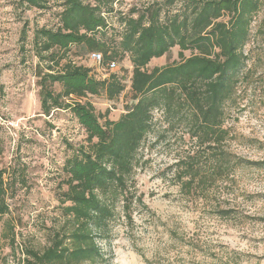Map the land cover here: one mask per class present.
Masks as SVG:
<instances>
[{"label": "rangeland", "instance_id": "1", "mask_svg": "<svg viewBox=\"0 0 264 264\" xmlns=\"http://www.w3.org/2000/svg\"><path fill=\"white\" fill-rule=\"evenodd\" d=\"M187 1L107 0L101 5L106 27L97 36L113 45L123 30V16L158 6L170 15L181 12ZM40 3L43 7L38 8L25 0H0V167L6 170V180L14 181L6 191L9 211L0 216V264H23L26 250H42L61 231L64 164L75 148L86 143L85 130L70 109L41 112L37 65L43 72L49 67L56 71L71 61L90 67L98 79L112 72L122 75L126 89L116 100L103 94L81 98L100 114L109 109L111 119L131 98L132 64L127 54L112 68L97 64L75 45L58 64L49 53H42V58L35 55L37 30L56 29L63 9L62 0ZM258 6L241 50L244 62L224 105L227 150L253 161L264 160V0H258ZM177 51L173 47L167 56L152 59L149 68L177 60ZM54 88L60 90L57 84ZM153 122L133 177L139 199L131 206V221L115 218L104 247L107 262L264 264V165L237 167L223 180L188 191L176 179V162L197 152L200 174L209 175L212 168L204 146L197 145L183 125H167L160 111L154 113Z\"/></svg>", "mask_w": 264, "mask_h": 264}, {"label": "trees", "instance_id": "2", "mask_svg": "<svg viewBox=\"0 0 264 264\" xmlns=\"http://www.w3.org/2000/svg\"><path fill=\"white\" fill-rule=\"evenodd\" d=\"M25 1L43 7L40 0ZM106 1L62 0L59 26L42 27L34 36L35 55L42 58V53H49L57 64L71 45L88 55L99 53V64L109 67L127 54L132 64L131 98L124 111L111 119L109 109L100 114L81 98L103 94L109 101L116 100L126 89L122 75L112 72L98 79L90 67L71 61L56 71L49 67L43 72L37 65L41 112L49 115L53 109H70L85 130L86 143L75 148L64 164L61 231L42 250H26L23 264H109L104 247L116 217L131 221V206L139 199L133 191L139 150L152 132L156 111L167 125H183L207 152L209 175L200 174L197 152L176 162V179L188 191L223 180L237 167L264 165V160H248L227 150L224 126V105L244 62L241 50L258 0H189L181 12L170 15L163 14L161 6L147 7L120 19L123 30L113 45L97 36L106 27L101 14ZM224 15L229 18L223 20ZM173 47L178 48L177 60L149 68L152 59L167 56ZM5 172L0 167V216L9 211L6 191L14 184L6 180Z\"/></svg>", "mask_w": 264, "mask_h": 264}, {"label": "built area", "instance_id": "3", "mask_svg": "<svg viewBox=\"0 0 264 264\" xmlns=\"http://www.w3.org/2000/svg\"><path fill=\"white\" fill-rule=\"evenodd\" d=\"M89 56H90V58H91L94 62H96L97 64L100 63V61H101V55H100L99 53L92 52ZM114 65H115L114 63H111V64H110V68L114 67Z\"/></svg>", "mask_w": 264, "mask_h": 264}]
</instances>
